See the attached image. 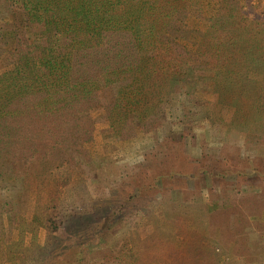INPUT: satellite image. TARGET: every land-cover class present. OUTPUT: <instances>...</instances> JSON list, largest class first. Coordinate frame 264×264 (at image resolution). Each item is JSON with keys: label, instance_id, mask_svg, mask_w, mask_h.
<instances>
[{"label": "trees", "instance_id": "trees-1", "mask_svg": "<svg viewBox=\"0 0 264 264\" xmlns=\"http://www.w3.org/2000/svg\"><path fill=\"white\" fill-rule=\"evenodd\" d=\"M249 1L229 0L228 12L210 18L191 51L181 38L190 34L187 17L200 16L199 0H0V15L18 16L21 23L14 28L15 45L8 51L12 66L0 71V175L14 176L23 164L28 175L37 178L38 190L33 219L18 213L15 224L10 220L19 237L5 246L9 261L82 264L87 247L121 218L120 207L111 202L85 200L94 167L108 169L113 164L109 157L92 156L85 147L96 124L92 109L103 108L109 141L116 143L136 136L140 129L156 134L167 120L174 94L182 92L179 119L187 127L204 119L220 127L232 112L231 127L225 132L213 128L222 145L211 146L203 138L201 158L189 167H175L179 159L193 156L172 137L157 139L156 151L144 158L152 156L151 166L134 165L150 168L148 178L137 183L135 196L151 201L152 188L160 189L163 195L157 204L164 211L166 204L172 206L173 225L186 229V237L201 239L195 246L173 247L163 230L166 234L159 242L147 243L146 250L152 262L219 264L224 246L233 245L242 264H260L264 193L257 188V179L264 176V158L252 159L250 173L245 169L250 163L239 150L225 152L237 129L232 126L245 130L246 141L264 142V15ZM6 52L0 33V58ZM197 91L214 94V103L226 106L224 114L217 117L204 106ZM172 156L174 163L169 164ZM193 172L195 178L209 177L217 189L225 190L223 195L233 191L225 206L222 191L212 198L203 210L211 215L205 224L193 218L194 204L173 201L166 189L182 186L181 180ZM14 205L13 198L5 201L0 213L12 219ZM143 209L153 211L149 206ZM182 216L184 223L179 222ZM217 226L219 243L212 245ZM40 227L46 229L43 243L37 240ZM89 227L92 233L80 240V232ZM106 255L102 264L119 263V258Z\"/></svg>", "mask_w": 264, "mask_h": 264}, {"label": "rangeland", "instance_id": "rangeland-1", "mask_svg": "<svg viewBox=\"0 0 264 264\" xmlns=\"http://www.w3.org/2000/svg\"><path fill=\"white\" fill-rule=\"evenodd\" d=\"M247 1L248 0H241V3L245 4ZM250 2L252 5L255 4L254 9L256 11H259L264 15V0H250L249 3ZM199 3L200 16L190 15L187 17V25L190 34L186 38H181L183 44H185L191 51L195 50L197 42L200 40L202 33L205 32L210 23V18H213L216 15L226 14L229 6V0H199ZM20 24L18 16L15 18L10 15H0V33L6 41L7 49V52L0 58V71L7 70L12 66V64H9L10 56L8 51L14 48V28ZM196 96L205 102L204 106L207 105L209 108L213 109L217 113V117L224 114L226 106L215 104L214 102L216 98L214 94L207 91H197ZM184 97V93L182 92L174 94L173 100L168 107L167 120L162 127L157 128L156 134L153 132H144L140 129L136 136L116 143H111L109 141V123L102 119L104 113L103 108L99 106L92 109L91 112L96 119V124L93 130V139L90 142L85 143V147L89 149L92 156L101 157V159H103V157H109V159H111L110 162L113 164H111L108 169L105 167H94V181L89 186V190H87L85 200L94 197L98 199L103 198L111 202L112 205L114 204L115 206L120 207L119 212L121 218L107 227L99 241L94 242L87 247L82 264H102L105 260L106 254V257L108 255H113L119 258L118 264H166L158 259H154L152 262V258L149 256V251H147L145 247L147 243L152 244L154 242H159L161 237L166 234L163 230L167 232L168 236L166 238L171 239L169 244L173 247L184 249L189 245L195 246L201 241V239H198L196 236L186 237V229L184 231V229H179L173 225V213L170 211L172 209L171 205L166 204L165 211L161 206H158L157 201H159L163 195V192H161L160 189H156L155 187L152 188L155 199L151 201L147 200L146 202V200L143 199L144 202H142L139 197L135 196L137 193L136 188L138 187L137 183L148 178L150 168L144 169L141 167L139 169L138 166L135 167L134 165L146 163L151 166L153 164V159H151L152 156L148 155L149 157L147 160L144 158L148 152H151L154 147L157 146V139L172 137L175 140L177 139L176 141L180 140L183 143H181L182 147L185 148V150L187 149L193 157L190 159H179L178 165L175 167H180L181 165L189 167L192 164L197 163L201 158V141L203 138L208 141L211 146L216 147L222 145L223 142L216 140V137L213 136V128L219 129L220 132H225V130L227 131L228 128L231 127L228 125V122L231 119L232 112L229 113L226 123L220 120L222 122L220 127H212L209 119L202 120L195 127H187V125L179 119L180 107ZM232 127L237 129L231 132L229 136L230 148H226L225 152H237L239 150L238 153L242 155V157L248 159L250 164L248 166L247 163L245 169L251 173L254 169L252 159L257 156L264 158V142H248L246 141L247 133L245 130L238 129L242 127ZM246 129H248V127H246ZM155 151L156 149L151 153H154ZM168 163H174L173 156L169 159ZM192 167L195 169L197 164ZM193 168H190V171H193ZM183 169L185 170V168ZM231 176L232 180L236 178L235 175ZM185 180L187 181L185 182ZM180 184L182 186L179 185L172 189L166 187L171 199L178 203L185 202L188 204H194L195 209L193 211H195L196 216L193 218L199 217L203 220L204 224L210 222L208 220L211 215L203 210L208 209L207 204L212 198H215L216 195H218L217 193L222 191L220 197L222 206H225V203L229 202L232 197L230 193H233L232 190L228 189V191H226L227 194L223 195L225 190L221 189V187L217 189L219 185L214 181L211 182L209 177L206 179L199 177L195 178L194 172L191 177H186L185 175V179H182ZM257 188L264 193V176L257 179ZM11 198H13L15 204V210L12 212V219H9V214L0 213V264H18L17 261H9L7 259L5 246L19 237L18 227H10V220H12V224L16 222L15 217H17L18 213L24 218L32 220L36 208V200L38 198L37 178L28 175L26 167L23 164L19 166L18 174H15L14 176L11 174L0 175V206L5 201H10ZM148 206L153 211L145 212L143 207L148 208ZM230 207L232 208L233 206H226L228 209ZM180 216L181 215H179V217ZM206 216L208 217V220L206 219ZM261 219L264 221V209L261 214ZM179 222L184 223L183 216L180 218ZM82 231L83 232H80L78 237L80 240L83 237H86L87 239L88 235L92 233V227H89V231L88 228H84ZM205 234L202 235L201 238H204ZM220 234L221 229L217 226L212 245H217L216 242L218 241H216V239L218 240L220 238ZM45 237L46 229L40 227L37 233V240L40 243H43ZM31 238L32 235L28 232L25 236L27 244L30 243ZM75 239L77 238H71V240L74 241ZM187 239L188 244L185 243ZM208 239L205 238L204 240L208 242ZM203 248H205V252L211 250L208 247ZM216 249L220 250L219 247H216ZM101 251L104 252L102 253ZM232 251L233 245H230V248L229 246H224V251H221L219 258V264H242L243 262L239 259L241 257L238 258V255L233 254ZM208 255H212V253ZM239 256H241V254H239ZM201 257H204V255H201ZM257 262L264 264V259L261 260V262L260 259H257ZM199 264L204 263L200 261Z\"/></svg>", "mask_w": 264, "mask_h": 264}]
</instances>
